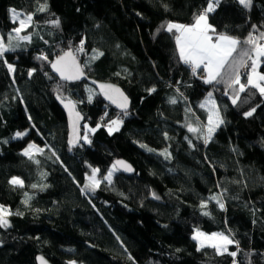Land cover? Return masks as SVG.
Returning a JSON list of instances; mask_svg holds the SVG:
<instances>
[{
	"label": "trees",
	"instance_id": "1",
	"mask_svg": "<svg viewBox=\"0 0 264 264\" xmlns=\"http://www.w3.org/2000/svg\"><path fill=\"white\" fill-rule=\"evenodd\" d=\"M211 2L0 0L1 34L18 27L10 10L31 15L43 34L0 56V205L12 213L0 226V264H36L39 254L53 264H264V95L247 84L246 68L239 69L244 91L206 83L167 31L170 23L193 25ZM207 19L214 39L231 36L246 49L250 36L264 44V0L248 7L220 0ZM69 50L90 78L121 87L129 113L86 82L52 74L51 61ZM210 93L223 123L205 142L201 105ZM59 99L84 117L76 149L68 147ZM114 121L120 127L110 132ZM30 144L40 153L25 156ZM118 159L136 172L117 171L108 182ZM91 167L98 186H89ZM197 229L233 243L224 253L199 249Z\"/></svg>",
	"mask_w": 264,
	"mask_h": 264
},
{
	"label": "snow or ice",
	"instance_id": "2",
	"mask_svg": "<svg viewBox=\"0 0 264 264\" xmlns=\"http://www.w3.org/2000/svg\"><path fill=\"white\" fill-rule=\"evenodd\" d=\"M218 2V0H217ZM239 2L244 5L245 7L250 6L251 0H239ZM213 4L209 3L206 11L200 15H198L195 19V23L191 26L181 25V24H174L170 23L167 25V31L172 32L173 29H175L177 32H179V35L175 37L176 43L179 46V55L180 59L185 64H191L193 72L196 71V69L201 68L203 66V70L207 72V77L205 82L206 83H213L215 81L216 83H227L229 87H232L233 85H239V90L244 91L245 90V84L240 83V68H246L248 67L247 60L251 59L252 64V72L255 75L256 72V64L259 60V58L264 57V44H257L256 40L253 37H249L247 41H244L243 44H251L253 47L251 49H246L243 47L242 42L238 39H235L231 36L226 35H215V39L213 38V35L215 34V29L212 28L211 25L207 22V14L212 12ZM13 13H15V10H13ZM18 15V14H16ZM32 17L29 15L27 17L28 21H31ZM55 23H59V21H56ZM25 26V21H20V27L16 28L15 31L19 33ZM264 36V34H262ZM22 39H28L27 36L22 37ZM238 46H240L238 48ZM7 47L3 44V38H0V56H3V53L7 51ZM234 53L236 56L234 57ZM252 53L255 54V59H253ZM71 53H67L66 56H71ZM102 55V53H101ZM236 57H239V61L237 62ZM247 58V59H246ZM46 59V57H45ZM65 58L61 57L60 60H57L56 63L52 65V67L60 73L61 77L63 79H78L80 75H82L80 69L78 66L74 65V62L72 65L64 64L61 65V61H63ZM229 67L228 72H224L225 66ZM10 70L12 69V65H8ZM74 68V71L71 69ZM66 71H69V74H65ZM31 75V73H29ZM227 77V79H225ZM260 82H264V75H259L255 79L253 76L247 77V84L251 85L254 88L259 89L260 93L264 95V86L261 85ZM112 88L111 85H101V88ZM118 91V90H117ZM154 91V89H153ZM211 96V93L209 94ZM111 98V97H110ZM126 99V98H125ZM176 101L173 100L172 103H175ZM235 99L233 100V103H235ZM214 103V102H213ZM68 107V105H65ZM204 105H201L203 107ZM121 107H126L125 105H121ZM255 109H253L254 111ZM78 115V114H77ZM217 118L216 126H218L220 123H223V120L219 118V113H215ZM246 115H252V112H248ZM113 123H116L115 121ZM212 117H209V124L212 125ZM94 131V129H93ZM111 132V129H109ZM189 131L196 132V128H189ZM214 131V127L208 128V136L210 137L212 132ZM22 133H17V136H22ZM87 139V137H85ZM90 142V141H89ZM207 142V139L206 141ZM34 145H29V149H32ZM25 155H29V151L26 150ZM122 163V162H118ZM128 171H131L130 166H126ZM98 170H93L95 173ZM111 172H109L106 179H111ZM90 180V187L98 186L99 181L95 180V175L89 178ZM11 183L13 184H19L22 186L23 182L18 180L17 178H13ZM33 187H36L33 185ZM27 202V201H25ZM220 207L223 208L224 205L221 203ZM12 213L9 212L6 208H4L2 205H0V226H8V220L7 216L11 215ZM203 235L202 233H198V236ZM198 237H194L196 239ZM208 240H219L222 242V245H227L233 243L232 240H230L227 236H224L223 234H213L211 237H206ZM204 244L201 242V247H203ZM212 247H217L218 250L221 247V245L218 244H212ZM226 250V247L224 248ZM232 255H235V253H232ZM43 264V261H42Z\"/></svg>",
	"mask_w": 264,
	"mask_h": 264
},
{
	"label": "water",
	"instance_id": "3",
	"mask_svg": "<svg viewBox=\"0 0 264 264\" xmlns=\"http://www.w3.org/2000/svg\"><path fill=\"white\" fill-rule=\"evenodd\" d=\"M67 53H71L72 55L66 56ZM61 57H64L65 59L61 61V65L64 64L72 65L74 62L75 66H78L82 75L78 79H63L59 72H57L52 65L56 63L57 60H60ZM50 70L52 74L58 78L61 82L66 84H77V83H87L91 87H93L97 93L101 96V98L104 100V102L115 109L119 113H129L132 108V101L131 99L125 94V92L121 89L120 86L117 84L111 82V81H98L95 79L90 78L86 72L84 67L82 66L80 60L78 57L74 54L73 51H65L62 52L59 56H57L54 60L51 61L50 64ZM74 71V68L71 69ZM65 74H69V71H66ZM101 85H111L112 88H101ZM118 90V91H117ZM111 97V98H110ZM126 98V99H125ZM58 104L63 110L67 125H68V135H67V144L68 147L71 149H76L80 146L81 140H82V127L84 125V117L83 115L77 110L76 105L72 101H65L62 99L58 100ZM126 107H121V105H125ZM65 105H68L66 107ZM78 114V115H77ZM122 162V163H118ZM114 166L118 172L123 174L124 176H132L135 174L136 170L134 166L126 161L125 159H118L114 162ZM126 166H130L131 171L127 170ZM53 264L48 258H46L44 255L39 254L36 257V264Z\"/></svg>",
	"mask_w": 264,
	"mask_h": 264
},
{
	"label": "rangeland",
	"instance_id": "4",
	"mask_svg": "<svg viewBox=\"0 0 264 264\" xmlns=\"http://www.w3.org/2000/svg\"><path fill=\"white\" fill-rule=\"evenodd\" d=\"M213 2H211L213 4V9H214V4L217 2V0H212ZM220 1V0H218ZM16 14L13 13V10H10V16H11V19L14 21V22H18V27H20V21L21 20H24L25 21V26L24 28L19 32L17 33L16 31H14L12 34H8V35H3L0 33V38H3V44L5 45V47H7V51H5L4 53L6 52H11V51H19V50H22L24 49L25 47V43L27 42H31L35 37L38 36V34L41 35V37H43V34L41 33V30L36 26V24L34 23L33 21V18L31 19V21H28L27 20V17L29 16L28 14L26 15H20V13L16 12ZM31 16V15H30ZM188 26V25H187ZM17 27V28H18ZM175 33V37L177 35V33L175 31H172L171 33ZM211 34V33H210ZM27 36L28 39H22V37H25ZM3 53V54H4ZM82 53H80L81 55ZM253 59H255V54H253ZM261 61V58H259L257 64H256V71L259 72L260 70V62ZM251 61L248 62V65ZM259 63V64H258ZM193 67V66H192ZM247 68V67H246ZM203 75V74H202ZM262 85V84H261ZM263 86V85H262ZM212 95L209 96L203 103L202 105H204L202 108L206 110L207 112V116H208V122H209V117L211 116L212 117V125L209 124V126L207 125L205 127V138L208 139L210 138L208 136V128L211 126V127H214L215 128H218V126H216V123H217V118H216V115L215 113L218 112L217 110V105H216V101L214 99H212ZM214 102V103H213ZM220 118V117H219ZM120 127V121H117L116 124L114 125V127L110 128L111 131H115L116 129H119ZM85 141H87V139L84 138ZM30 145H34V147L32 149H26L29 151V155H25V151H23V154L27 157H33L34 155L40 153V147L35 145V144H30ZM95 168L91 167L90 168V176L88 177V180L90 177H92L93 175H95V180L99 181L96 176H97V171L94 173L93 170ZM96 170V169H95ZM115 172H117L116 168L112 169L111 170V179H107L108 182H112L113 180V177H114V174ZM19 180V179H18ZM90 181V180H89ZM198 233H202L203 235L201 236H198ZM213 234H222V233H212V234H207V233H204L202 232L201 230H195L194 234H193V239L194 237H198L196 239H194V241L196 242L197 244V247L199 249H203V248H206V247H212L211 245L212 244H218V245H221V247L218 248L217 247H213L215 248L219 253H224V252H227L228 250V247L230 244H227V245H222V242L219 241V240H208L206 239V237H211L213 236ZM224 236H227L230 240L231 238L228 236V235H225L223 234ZM201 242H203L204 246L201 247ZM226 247V250H224V248ZM146 254V250H144L140 255L138 256H135V258L140 261L144 255ZM75 264V263H73Z\"/></svg>",
	"mask_w": 264,
	"mask_h": 264
},
{
	"label": "crops",
	"instance_id": "5",
	"mask_svg": "<svg viewBox=\"0 0 264 264\" xmlns=\"http://www.w3.org/2000/svg\"><path fill=\"white\" fill-rule=\"evenodd\" d=\"M207 22H208V19H207ZM208 24H209V22H208ZM210 25V24H209ZM173 31H175L176 33H177V35H179V32H177L175 29H173ZM176 35V36H177ZM177 47H178V50H179V46L177 45ZM262 58H264V57H261V60H262ZM261 62V61H260ZM259 64V63H258ZM191 65V64H190ZM192 66V65H191ZM196 70H202V72H203V75L201 76L203 79H205L206 80V77H207V72L206 71H204L203 70V66H201V68H198V69H196ZM251 76H253V78L255 79L257 76H259L260 74H259V72H255V75L253 74V72L250 74ZM209 97V95L206 97V99ZM213 99V98H212Z\"/></svg>",
	"mask_w": 264,
	"mask_h": 264
},
{
	"label": "built area",
	"instance_id": "6",
	"mask_svg": "<svg viewBox=\"0 0 264 264\" xmlns=\"http://www.w3.org/2000/svg\"><path fill=\"white\" fill-rule=\"evenodd\" d=\"M173 35H175V33L173 32L172 33ZM192 68V67H191ZM250 70H252V68H251V63H249V66L246 68V71H250ZM120 118V117H119Z\"/></svg>",
	"mask_w": 264,
	"mask_h": 264
}]
</instances>
